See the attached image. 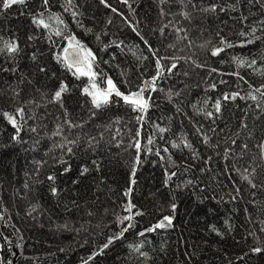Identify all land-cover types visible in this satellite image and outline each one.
Returning a JSON list of instances; mask_svg holds the SVG:
<instances>
[{"label": "trees", "instance_id": "trees-1", "mask_svg": "<svg viewBox=\"0 0 264 264\" xmlns=\"http://www.w3.org/2000/svg\"><path fill=\"white\" fill-rule=\"evenodd\" d=\"M106 4L26 0L8 9L0 4V48L13 41L19 46L15 55L0 53V264H264V160L258 147L264 143V98L254 91L264 85V0ZM211 5L215 12L202 10ZM55 16L64 24L49 19ZM34 18L51 26L45 29ZM253 28L260 39L248 44ZM73 36L94 54L101 88L109 77L124 93L151 81L156 57L141 36L159 55L178 58L162 61L177 68L164 71L157 91L149 87L146 113L134 112L115 95L97 109L83 92L88 78H77L57 60ZM221 37L233 47L212 56L213 47H223ZM61 83L67 90L57 102L53 96ZM235 92L244 98L223 100ZM217 99L220 113L213 107ZM20 107L22 130L13 140L15 129L2 112ZM67 119L79 126L69 127ZM204 135L210 137L207 144ZM73 140L78 142L66 143ZM166 170L176 172L167 185ZM245 174L256 188L242 179ZM129 200L132 212L142 213L125 221L135 227L100 253L124 227L118 219L131 215L125 210ZM164 216L173 217L171 228L138 235ZM141 242L146 258L129 247Z\"/></svg>", "mask_w": 264, "mask_h": 264}, {"label": "snow or ice", "instance_id": "snow-or-ice-1", "mask_svg": "<svg viewBox=\"0 0 264 264\" xmlns=\"http://www.w3.org/2000/svg\"><path fill=\"white\" fill-rule=\"evenodd\" d=\"M166 0H161V3H165ZM26 3V0H0V4H2L3 9H8L10 7H12L13 5H24ZM48 3V0H44V4L46 5ZM69 3H71V0H69ZM101 3H105L106 4V0H101ZM123 3L127 4L128 0H123ZM106 6H108L106 4ZM235 6H233L234 8ZM203 11H211V12H215L216 11V5H211L209 8L206 9H202ZM224 9L221 8V11H223ZM112 11H116V9H112ZM161 14H163V10L161 12ZM41 17L43 16V14H40ZM73 15L75 16V13H73ZM184 16L186 19H189L190 16L188 13H184ZM49 19H55L56 21H58V23L60 24H64V21L59 17V16H55V17H49ZM244 19H247L246 17H244ZM34 23H36L37 25L47 29L49 28L51 25L49 23H46L45 20L43 18L40 19H35L34 18ZM171 23V22H169ZM261 23H264V21H262ZM164 27H168V25H164ZM133 31H136L135 28H133ZM177 31H182V29H177ZM256 29L253 28L251 30V35L253 36L252 39H249L246 41V43L251 44L253 43L256 39H260V37H256L254 35ZM161 35H163L164 32V28L160 29ZM56 35H60V32L57 31ZM137 35L139 36L140 34L137 32ZM240 35L245 36V35H249L248 33H244L241 32ZM141 40L143 41V43L147 46L149 52H151L153 54V56L156 57L155 59V65H156V74L151 78V81H145L144 82V86L143 87H139L136 91H129L128 93H124L121 92L116 85L114 84L113 80L109 77L106 79V87L101 88L99 85H97L96 78L98 76L97 71H95L94 69V61H95V56L94 54L91 52L90 49H87L84 45L80 44L79 41H77L75 39V37H70L69 38V43L68 46L66 48L63 49V57H62V61H61V57H57L58 62H63V64L65 65V67L70 70L73 71V75H76L77 78L79 77H87L89 80V86H86L83 89V92L88 95L89 97H91L92 100V105L94 108L99 109L100 107H102L103 105H107L110 100L111 97L113 95H115L116 97H119L120 99L123 100V102L127 105H129L132 110L134 112H138V113H146L147 110L151 107V101H152V97L151 96H145V92L148 90L149 86L151 85V90L152 91H157V89L155 88V83L156 81L161 78L163 76L164 71L166 70L169 74H171L173 72L174 69L177 68V63L172 62L170 65H164L162 64V61L165 59H172V60H176L178 58L176 57H166V56H162L159 55V49H156L153 47V45H151L147 39H145L144 37H140ZM185 38H187L185 36ZM220 45H222L223 47H213L211 50V55L212 56H217L219 55L223 50L224 47H233V45L231 43H229L225 38L221 37L220 39ZM169 48H173L175 47L174 45L170 44L168 45ZM201 47H204V45H201ZM7 52L9 55H15L16 53L19 52V46L16 42H6L4 44L3 48H0V53L3 52ZM190 59V58H189ZM237 62L240 65H244L246 63V61L242 60V59H237ZM251 64H255V60L251 61ZM197 67H203V65L197 64ZM250 66V65H249ZM41 71H44V69H40ZM212 71H216V69H212ZM236 75H239L238 73H236ZM242 79V78H241ZM212 88H215V84L212 85ZM264 85H262L260 88H255L254 91L256 93L260 94L261 98H264ZM67 90V86L64 85L63 83H61L59 89L57 91H55L54 96H53V100L54 101H60L62 94ZM16 95H19V93H16ZM171 93H169V99H171ZM176 95L178 96L179 93L177 92ZM238 97H240V93L239 92H235L232 94H224L223 96V100L224 101H228V100H236ZM241 99H243L244 97H240ZM249 98L253 101L257 100V96L255 94L249 93ZM260 105L258 104L257 107H259ZM215 112L216 113H220L221 108H222V104L221 101L219 99H217L213 105ZM2 115L8 120V122L12 125V127L15 129V135H13L12 139L13 140H19L20 139V132H21V125H20V119H22L25 115V109L23 107L17 108L15 109L14 113H10L7 111L2 112ZM206 115L211 118L213 117V112L209 111L206 113ZM19 118V119H18ZM136 119L139 120H143V116L142 115H138L136 117ZM65 123L69 126V127H77L79 125L73 124V122L70 119L65 120ZM244 127H247V125H244ZM31 131H36L35 128H32ZM161 132L165 131V129L161 128L160 129ZM197 131H199V129H197ZM212 131H215V129H212ZM140 135V132L137 131V136ZM210 140V137L207 135H204L203 137V142L205 144L208 143V141ZM78 141H66L67 144H75ZM184 144L185 148H191V144L187 143L186 141H181ZM153 143V140L151 138L148 139V144L151 145ZM233 144H235V141H232ZM65 145H62V147ZM137 149L138 155L136 158V164L140 163V158H139V151L141 149V143L139 140L136 141L135 145H134ZM180 145L177 143H172V148H179ZM248 145L244 144L243 148L247 149ZM259 149H260V158L262 160H264V143H261L258 145ZM72 148L68 147L67 148V152L68 153H72ZM149 152H151V149H148ZM164 152H168V149L165 148L163 149ZM156 155H160V152L157 151ZM225 158H227V152L225 153ZM161 159H165L163 156H161ZM170 159V157H169ZM93 163H96L95 161H93ZM173 164L175 162H172ZM69 169H65V171H68ZM88 171V168L85 167L82 170V173H86ZM255 171V169H253V172ZM245 173H248V169L246 168L244 170ZM176 175V172H168L167 170L165 171V176H166V180H165V184L167 185V182L169 180L172 179L173 176ZM132 176H135V167L133 168L132 171ZM49 180H55L54 176H49L48 177ZM242 179L244 181H247L248 184L252 187V188H256L257 184L253 183V181L250 179V175L249 174H245L242 176ZM132 184H135L136 181L135 179H132L131 181ZM189 183H191V181H189ZM237 194H239L240 189L237 188L236 189ZM52 192L53 194L56 193V189L55 187L52 188ZM132 192V188L129 187L127 189V191L124 193L125 196H130ZM135 208V205H133L131 203V201L129 200L128 204L125 206V210L129 213H131V215L128 216H124L123 218H119L118 222L121 225H124V227L121 228L120 232L118 234H114L113 236L109 237L106 241V243L103 244V246L100 249V253L103 252L104 249L108 248L109 245H111L115 240L118 239H123L124 235L126 232H128L130 229L134 228L135 225L132 223H127L125 224V221H132L134 219V216L136 215H141L142 213L140 212H135L133 213L132 210ZM176 205L173 204L172 205V209L173 211L175 210ZM91 214V213H90ZM173 226V217L172 216H164L162 217L155 225H153L152 227H149L147 229H145L142 232H139L138 235L139 236H144L146 232H154L158 229H165V228H171ZM262 231H264V229H262ZM143 246V242H141L140 244H136V245H132L130 244L129 247L132 249L133 252L139 253L140 256L142 257H147V253L141 251V248ZM253 251L259 252L261 251L260 248H255L253 249ZM100 253H94L93 255H98ZM89 259H92V257H89ZM85 264H87V261L85 262Z\"/></svg>", "mask_w": 264, "mask_h": 264}, {"label": "water", "instance_id": "water-1", "mask_svg": "<svg viewBox=\"0 0 264 264\" xmlns=\"http://www.w3.org/2000/svg\"><path fill=\"white\" fill-rule=\"evenodd\" d=\"M145 81H148V80H145ZM145 81H144V82H145ZM144 82H143V85H142L141 87H143V86H144ZM150 86H151V85H150ZM150 86H149V87H150ZM148 90H149V88H148ZM148 90L145 92V96H146V94H147Z\"/></svg>", "mask_w": 264, "mask_h": 264}]
</instances>
